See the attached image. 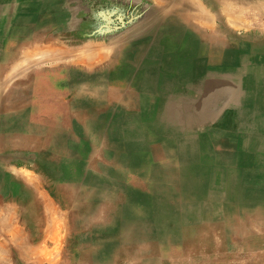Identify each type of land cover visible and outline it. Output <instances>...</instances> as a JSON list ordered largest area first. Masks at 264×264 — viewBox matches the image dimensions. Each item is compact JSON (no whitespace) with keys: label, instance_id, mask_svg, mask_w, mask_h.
Returning <instances> with one entry per match:
<instances>
[{"label":"rangeland","instance_id":"1","mask_svg":"<svg viewBox=\"0 0 264 264\" xmlns=\"http://www.w3.org/2000/svg\"><path fill=\"white\" fill-rule=\"evenodd\" d=\"M184 26L155 0H0V264L58 262L75 244L103 264L123 192L137 186L125 184L123 162L159 159V144L173 168L163 199L148 196L181 244L169 252L183 257L176 264H264L263 61L193 67L203 44ZM214 33L213 57L225 43L234 55L237 41ZM263 41L243 45L262 54ZM135 73L145 80L125 87ZM140 97L157 107L156 123L127 113L125 101Z\"/></svg>","mask_w":264,"mask_h":264},{"label":"crops","instance_id":"2","mask_svg":"<svg viewBox=\"0 0 264 264\" xmlns=\"http://www.w3.org/2000/svg\"><path fill=\"white\" fill-rule=\"evenodd\" d=\"M155 1L156 8L158 12L162 13L163 17L171 20L174 24L186 25L184 27L186 28L185 31L188 33L187 38L197 40L203 44V46L199 48V50H201L199 53V60H201L202 63H197L196 59H193L189 61L191 65L193 64V67H196V65L209 69L214 67L213 69L223 71L228 69L227 67L232 66L229 62L226 63L225 61L229 54L228 45L226 43L223 46L221 45V47H217V56H220L221 59H213L212 47L205 41L208 35H212V31L209 30L208 27L197 28L196 23L199 24L200 20H204L205 23L211 22V24L213 23V25L217 27H219L218 25H226L224 30L221 28L218 30V33L221 35L220 38L227 39V35L230 34V38H234L238 44L235 46L234 54H236L237 57L240 55L241 58L243 57V60H248L249 54V49H245L243 41L251 38L259 39V37L264 39V0H192L193 3H191V0ZM254 5L256 6L254 7ZM260 9L263 10L261 11ZM257 68L261 72H264V63L259 64ZM139 69L142 71L143 67L139 66ZM235 69L238 71L240 70V68L237 67ZM137 78L138 74H131V78L125 81V87L127 86L130 88L133 82H142L140 78L145 80L144 74H141L140 77ZM145 100L146 98L140 97L139 103L142 101L145 102ZM125 102L124 107L127 113L134 114L136 117H140V119L148 117L149 121L155 120L154 123L158 121L160 112L157 111V107L155 111H149L145 109L142 103V106L140 104V107L136 106L135 98L130 101L131 103H129L128 100ZM194 103L195 101H193V104ZM193 115L195 116L196 114L193 112ZM148 132L152 133L150 130ZM153 133L156 136L158 135L156 131ZM150 148L155 151H161L159 159L153 158L152 161L147 163L146 160L142 159L141 155L140 158L139 155H134V158H132V155H129L131 159H126L123 162V167L126 169L127 173L125 176L126 179L124 180L125 184L128 183V185L137 186H129L128 189H125L123 192L128 202L124 206V215L121 217L123 223L116 226L114 229L116 232L114 237L106 239V241H108L110 238H115L112 240V243L106 244L114 248V250L103 259V264H176L177 261L183 258L170 255L169 252L174 248H180L181 244L167 234L166 230H168L169 225L167 227L164 225V208H157L156 205L149 201L150 196L154 197L155 200L163 199L164 193L162 191L164 189L163 184L165 183L163 176L165 171L167 173L171 171L174 161L169 156V149L165 146L159 144V146L155 145ZM128 149L130 148H127V153L132 152L131 149ZM151 149L147 147L144 150H149L151 152ZM165 152H168V154ZM201 166L202 165H196L194 168L200 170L199 168ZM195 172L197 173L198 171L195 170ZM95 178H98V176ZM194 182H197L196 179H194ZM199 182L201 181L197 183ZM116 183L115 177H113L112 180L108 179L105 189L111 193L116 192ZM144 188L146 191H143ZM151 189L153 191L151 195L148 196V190ZM119 190L122 191L123 189L119 188ZM158 192H160V197L157 195ZM194 224V220L191 219L188 225L193 227ZM65 249V254L60 256L58 262L48 264H97L93 261L90 263V258H86L83 255L82 246L75 244L73 248L65 247ZM128 249H130L131 252L129 256H127ZM187 259L189 258L187 257Z\"/></svg>","mask_w":264,"mask_h":264},{"label":"bare ground","instance_id":"3","mask_svg":"<svg viewBox=\"0 0 264 264\" xmlns=\"http://www.w3.org/2000/svg\"><path fill=\"white\" fill-rule=\"evenodd\" d=\"M259 3V2H258ZM264 3V2H263ZM262 4V3H261ZM256 5H254V7H255ZM194 7V6H193ZM23 8V7H22ZM257 8V7H256ZM259 8H260V6H259ZM229 9V8H228ZM233 10V9H232ZM252 10V9H251ZM261 10V9H260ZM263 10V9H262ZM261 10V11H262ZM204 11V10H203ZM237 11V10H236ZM256 11V10H255ZM257 12H259V11H257ZM234 13V12H233ZM252 14V13H251ZM259 14V13H258ZM263 14V13H262ZM228 15V14H227ZM261 15V14H260ZM203 16V15H202ZM247 17V16H246ZM254 17V16H253ZM256 18V17H255ZM243 21H245V20H243ZM206 22H208V21H206ZM229 22V21H228ZM246 22V21H245ZM254 22V21H253ZM260 22V21H259ZM256 24V23H255ZM261 24V23H260ZM199 25H201V26H203V27H208L209 28V30H211L212 32H215L214 34H213V37H211L212 39H220V38H218V36L216 35V33H218V31H217V28L215 27V25H213V23L211 24V22H208V23H205L204 22V20H200V22H199ZM237 25V24H236ZM264 28V27H263ZM264 42V41H263ZM262 42V43H263ZM263 45H264V43H263ZM111 46V45H110ZM261 47H262V44H259L258 46L256 45V46H254L253 48L254 49H259L260 51H261ZM264 47V46H263ZM49 48H51V47H49ZM90 48V47H89ZM107 48V47H106ZM245 48H247V47H245ZM92 49H93V47H92ZM98 49V48H97ZM264 49V48H263ZM262 49V50H263ZM47 50H49L48 48H47ZM84 50H86V49H84ZM100 50V49H99ZM51 51V50H50ZM50 51H49V53H50ZM56 51V50H55ZM54 51V52H55ZM61 51V53H62V50H60ZM89 51V50H88ZM94 51H95V49H94ZM33 52V51H32ZM59 52V51H58ZM63 52H65V50L63 51ZM67 52H69V51H67ZM91 52H93V51H91ZM56 53V52H55ZM60 53V52H59ZM88 53V52H87ZM96 53V52H95ZM94 53V54H95ZM99 53H102V52H99ZM253 54H251L250 55V53L248 54V60L247 59H242L241 57H240V55L237 57V55L236 54H234V55H230V56H228L227 57V59H225V61H226V63L227 62H229V63H235L236 65H238V66H244V65H242V64H246V63H251V65L253 64H256V63H260V61H263V63H264V52L261 54V53H259V52H252ZM41 54V53H40ZM52 54V53H51ZM57 54V53H56ZM62 54H64V53H62ZM66 55V54H65ZM87 55H89V53L87 54ZM99 55H101V54H99ZM98 55V56H99ZM105 55V53H103V56ZM246 55V54H245ZM28 57L30 56V54H28L27 55ZM59 56V55H58ZM85 56V55H84ZM90 56H92V55H90ZM86 57V56H85ZM101 57V56H100ZM247 57V56H246ZM54 58H56V57H54ZM59 58V57H58ZM98 58V57H97ZM27 59H29V58H27ZM213 59H221V57L219 56V57H213ZM40 60V59H39ZM45 60V59H44ZM31 61V60H30ZM83 61V60H82ZM216 61V60H215ZM214 61V62H215ZM217 63V62H216ZM88 64H92V62H90V63H88ZM226 66V65H225ZM14 70H17V69H15L14 68ZM174 72V71H173ZM188 72V71H187ZM77 75V74H76ZM7 79V78H6ZM7 82V81H6ZM80 82V81H79ZM207 83H208V81H207ZM212 83H214V81L212 82ZM215 83H217V82H215ZM96 84V83H95ZM208 86V85H207ZM6 87V86H5ZM151 87V86H150ZM116 88V87H115ZM172 89V88H171ZM118 90V89H117ZM149 91V90H148ZM172 91V90H171ZM114 92V91H113ZM117 92V91H116ZM159 92V91H158ZM123 93V92H122ZM170 93V92H169ZM94 94V93H93ZM126 95V94H125ZM95 96V95H94ZM129 96V95H128ZM178 97H179V95H178ZM177 97V98H178ZM97 99H100V97H96ZM119 99V98H118ZM120 100V99H119ZM175 100H177V99H175ZM82 102V101H81ZM183 103V102H182ZM81 104V103H80ZM190 107V106H189ZM82 109V108H81ZM143 109V108H142ZM141 109V110H142ZM183 109V108H182ZM26 110V109H25ZM188 110H190V109H188ZM192 111V110H191ZM170 115V114H169ZM93 116H95V115H93ZM174 117H176V116H174ZM92 118V117H91ZM175 119V118H174ZM142 120V119H141ZM28 121V120H27ZM142 122V121H141ZM185 122V121H184ZM188 122V121H187ZM177 123V122H176ZM182 123V122H181ZM189 123V122H188ZM186 125H187V123H186ZM43 126H44V129H48V128H50V125L49 124H47V122H44L43 123ZM174 127V126H173ZM27 128V127H26ZM72 129V128H71ZM148 132V131H147ZM95 134V133H94ZM71 136V135H70ZM36 137V136H35ZM54 139V138H53ZM101 139V138H100ZM55 140V139H54ZM54 143V142H53ZM57 144V143H56ZM23 148V147H22ZM45 151V150H44ZM76 152V151H75ZM150 152V151H149ZM76 154V153H75ZM111 154V153H110ZM249 154V153H248ZM175 158V157H174ZM223 160V159H222ZM75 166V165H74ZM227 169V168H226ZM242 171V170H241ZM149 173V172H148ZM221 173V172H220ZM228 173V172H227ZM229 174H230V172H229ZM197 175V174H196ZM4 181V180H3ZM191 184V183H190ZM193 185V184H192ZM200 185V184H199ZM60 188V187H59ZM195 197V196H194ZM78 204V203H77ZM104 206V205H103ZM227 212V211H226ZM154 236V235H153Z\"/></svg>","mask_w":264,"mask_h":264}]
</instances>
